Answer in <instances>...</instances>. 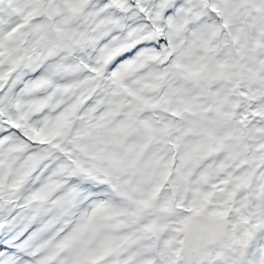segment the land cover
I'll use <instances>...</instances> for the list:
<instances>
[{
  "label": "snow or ice",
  "instance_id": "obj_1",
  "mask_svg": "<svg viewBox=\"0 0 264 264\" xmlns=\"http://www.w3.org/2000/svg\"><path fill=\"white\" fill-rule=\"evenodd\" d=\"M0 264H264V0H0Z\"/></svg>",
  "mask_w": 264,
  "mask_h": 264
}]
</instances>
